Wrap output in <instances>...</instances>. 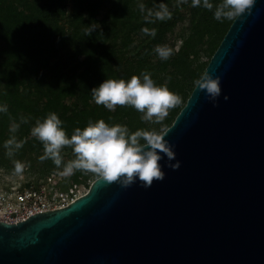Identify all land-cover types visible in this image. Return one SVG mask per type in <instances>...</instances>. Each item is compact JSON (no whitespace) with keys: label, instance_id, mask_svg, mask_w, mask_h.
<instances>
[{"label":"water","instance_id":"water-1","mask_svg":"<svg viewBox=\"0 0 264 264\" xmlns=\"http://www.w3.org/2000/svg\"><path fill=\"white\" fill-rule=\"evenodd\" d=\"M161 134L175 153L162 180L99 176L65 207L0 220V264H264V0L237 15Z\"/></svg>","mask_w":264,"mask_h":264},{"label":"trees","instance_id":"trees-1","mask_svg":"<svg viewBox=\"0 0 264 264\" xmlns=\"http://www.w3.org/2000/svg\"><path fill=\"white\" fill-rule=\"evenodd\" d=\"M209 2L211 10L191 0H0V104L7 106L0 113V168L13 171L19 160L45 181L75 158L64 146L60 167L41 159L44 147L31 128L53 111L68 136L99 119L130 131L171 126L237 17L216 20L222 0ZM161 3L170 12L164 20L155 16ZM158 45L171 49L168 59L155 53ZM142 72L177 97L159 122L143 121L130 105L110 111L92 99L91 89L104 79L127 81ZM7 141L13 143L6 147ZM97 177L74 170L64 188L72 180L89 188Z\"/></svg>","mask_w":264,"mask_h":264},{"label":"clouds","instance_id":"clouds-1","mask_svg":"<svg viewBox=\"0 0 264 264\" xmlns=\"http://www.w3.org/2000/svg\"><path fill=\"white\" fill-rule=\"evenodd\" d=\"M251 0H222L216 5L214 18H232L241 14ZM193 7L202 6L212 9L209 0H191ZM159 20L170 17L166 5L161 3L155 12ZM154 35V33H153ZM155 53L162 60L168 59L171 49L167 46H157ZM210 101L215 103L221 95L218 77L209 76L203 85ZM92 99L96 104H102L112 111L116 105H130L140 112L143 121H152L153 117L159 122L167 115V109L173 106L176 95L167 85H157L151 74L142 72L139 76L133 75L130 79H104L91 89ZM224 99H227L225 95ZM7 112V106L0 104V113ZM63 121L56 112H49L42 120L37 119L31 128V135L42 142L44 155L41 159H51L53 164L60 167L62 164L61 149L71 146L75 158L63 164L62 175H71L74 170L90 171L111 181L123 177V185L129 186L136 180L149 187L152 181L164 178V165L161 163L165 156L171 162L175 159L174 146L166 144L163 135L155 130L130 131L126 125L109 124L105 120H89L81 129L75 128L71 136L66 134L62 126ZM11 131L15 132L13 127ZM6 142V147L12 144ZM21 143L16 142L14 147L19 149ZM11 154V153H9ZM179 161L170 163V167H179ZM25 165L17 160L14 162V173L22 175Z\"/></svg>","mask_w":264,"mask_h":264},{"label":"built area","instance_id":"built-area-1","mask_svg":"<svg viewBox=\"0 0 264 264\" xmlns=\"http://www.w3.org/2000/svg\"><path fill=\"white\" fill-rule=\"evenodd\" d=\"M61 172L50 174L45 180L47 186L41 189L0 187V220L18 223L34 214L65 207L87 191H82L75 180L62 190L59 183H53L54 175Z\"/></svg>","mask_w":264,"mask_h":264},{"label":"rangeland","instance_id":"rangeland-1","mask_svg":"<svg viewBox=\"0 0 264 264\" xmlns=\"http://www.w3.org/2000/svg\"><path fill=\"white\" fill-rule=\"evenodd\" d=\"M73 177V173L71 175H62L61 173H56L54 175L53 183H59V186L62 190H65L64 187L68 186L67 179ZM47 182L44 179H38L37 175L28 172L24 169L22 175H17L14 171H8L0 168V187L8 188L10 186H17L20 188H34L41 189L46 185ZM79 188L82 191L88 190L84 183L79 182ZM63 187V188H62Z\"/></svg>","mask_w":264,"mask_h":264}]
</instances>
